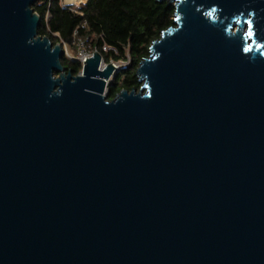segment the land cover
Listing matches in <instances>:
<instances>
[{
  "label": "water",
  "instance_id": "water-1",
  "mask_svg": "<svg viewBox=\"0 0 264 264\" xmlns=\"http://www.w3.org/2000/svg\"><path fill=\"white\" fill-rule=\"evenodd\" d=\"M37 0H0V264H264V0H157L173 26L109 100Z\"/></svg>",
  "mask_w": 264,
  "mask_h": 264
},
{
  "label": "trees",
  "instance_id": "trees-1",
  "mask_svg": "<svg viewBox=\"0 0 264 264\" xmlns=\"http://www.w3.org/2000/svg\"><path fill=\"white\" fill-rule=\"evenodd\" d=\"M33 9L41 16L39 35L49 37L55 45L60 41L72 44L75 33L88 39L91 48L108 45L117 50L103 54L110 63L125 62L108 88V99L123 90L139 91L136 71L150 57V47L162 33L173 26L175 9L168 1L157 0H88L77 7H63L60 0H37ZM62 64L73 75L82 65L64 56Z\"/></svg>",
  "mask_w": 264,
  "mask_h": 264
},
{
  "label": "built area",
  "instance_id": "built-area-1",
  "mask_svg": "<svg viewBox=\"0 0 264 264\" xmlns=\"http://www.w3.org/2000/svg\"><path fill=\"white\" fill-rule=\"evenodd\" d=\"M61 1V5L63 7H77L80 6L82 4H85L88 0H75V2H69V0H60ZM64 50V54L66 57H68L71 60L74 61H78L82 67L85 64L84 62L87 61V59H90L93 57L95 52H99L102 54L105 53H117V50L115 48H112L108 45H103L101 48L94 47L91 48V46L88 44V39H83L80 38L77 33L74 34L73 39H72V44L66 43L64 41H60L59 42ZM104 60V59H103ZM111 64L115 65L119 70L122 67H127L130 64V59L128 61L125 62H114L113 60H111L110 62ZM105 62H104V66H105Z\"/></svg>",
  "mask_w": 264,
  "mask_h": 264
},
{
  "label": "rangeland",
  "instance_id": "rangeland-1",
  "mask_svg": "<svg viewBox=\"0 0 264 264\" xmlns=\"http://www.w3.org/2000/svg\"><path fill=\"white\" fill-rule=\"evenodd\" d=\"M104 62H105V64L107 65V64H109V63H107L105 60H104ZM112 83V82H111ZM111 83L109 84V86L111 85ZM109 88V87H108Z\"/></svg>",
  "mask_w": 264,
  "mask_h": 264
},
{
  "label": "bare ground",
  "instance_id": "bare-ground-1",
  "mask_svg": "<svg viewBox=\"0 0 264 264\" xmlns=\"http://www.w3.org/2000/svg\"><path fill=\"white\" fill-rule=\"evenodd\" d=\"M84 1H85V0H84ZM69 2H73V3H74V2H75V0H69Z\"/></svg>",
  "mask_w": 264,
  "mask_h": 264
}]
</instances>
